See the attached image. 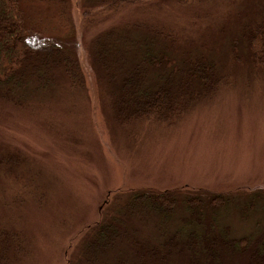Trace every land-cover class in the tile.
I'll list each match as a JSON object with an SVG mask.
<instances>
[{
	"label": "rangeland",
	"instance_id": "374dc122",
	"mask_svg": "<svg viewBox=\"0 0 264 264\" xmlns=\"http://www.w3.org/2000/svg\"><path fill=\"white\" fill-rule=\"evenodd\" d=\"M20 2L39 44L63 52L53 57L48 88L23 105L0 99V223L24 239L8 264H68L81 253L84 229L114 211L123 194L142 190L177 189L179 201L185 193L235 194L229 225L248 234L257 228L253 214L238 219L235 201L258 191L264 204V53L255 66L245 32L264 22V0L135 2L107 16L96 11L98 23L94 13L84 15L83 0ZM132 24L177 35L179 48L167 53L174 59L202 58L196 51L214 59L222 85L173 121L117 120L120 97L111 93L120 75L113 63L100 64L96 38L121 27L131 39ZM159 42L161 58L169 41ZM65 63L81 85L69 81Z\"/></svg>",
	"mask_w": 264,
	"mask_h": 264
},
{
	"label": "trees",
	"instance_id": "16d2710c",
	"mask_svg": "<svg viewBox=\"0 0 264 264\" xmlns=\"http://www.w3.org/2000/svg\"><path fill=\"white\" fill-rule=\"evenodd\" d=\"M148 1L155 0H83L86 5L82 10L84 15L94 13L91 21L94 23L99 18L95 15L98 10L105 9L102 16H107L124 4ZM20 3V0H0V99L15 105H23L28 96L48 88L46 85L54 75L53 57L63 52L52 42L39 44L37 33L26 24ZM91 4L97 6L93 8ZM257 23L245 31L255 66H258L256 56L261 58L264 53V22L263 26ZM149 27L132 24L131 39H125L121 27L96 38L100 64L113 63V71L120 75L111 93L120 97L117 109L114 106L120 121L141 118L173 121L190 104L222 85L224 77L216 71L214 59L200 51L196 52L202 58L184 52L174 59L167 53L171 52L170 45L179 48L178 36L169 30L167 34L156 35V29ZM129 40L132 45L127 48ZM159 41H169L164 43L161 58ZM116 52H125L124 58ZM74 69L75 66L64 64L69 81L81 85L83 82ZM3 159L0 156V165ZM175 190L149 189L120 195L122 203L114 211H103L100 221L84 229L81 253L68 259V264H264V221L261 214L257 215L264 213V204L258 191L249 196L238 192L235 201L242 203L238 206V219L248 220L252 214L260 218L257 228L248 234L250 230L238 232L229 225L235 194L185 193L181 194L180 203ZM241 195L247 198H240ZM117 197L115 200H119ZM181 204L183 214L178 210ZM3 226L0 223V264H8L11 256L22 248L24 239L17 230Z\"/></svg>",
	"mask_w": 264,
	"mask_h": 264
}]
</instances>
